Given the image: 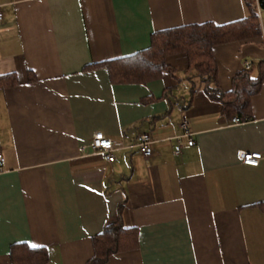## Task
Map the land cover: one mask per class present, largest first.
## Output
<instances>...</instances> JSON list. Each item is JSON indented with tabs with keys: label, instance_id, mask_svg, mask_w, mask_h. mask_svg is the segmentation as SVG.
<instances>
[{
	"label": "crops",
	"instance_id": "obj_1",
	"mask_svg": "<svg viewBox=\"0 0 264 264\" xmlns=\"http://www.w3.org/2000/svg\"><path fill=\"white\" fill-rule=\"evenodd\" d=\"M259 37L212 50L223 91L264 60ZM0 264L10 247L44 248L46 264H86L91 239L121 219L138 248L105 264H264V84L248 121L230 124L201 90L190 95L184 54L172 74L110 80L108 62L147 50L154 33L234 24L245 0H0ZM185 74L184 77L177 76ZM185 115L193 141L179 155ZM101 132L116 145L108 164L90 149ZM148 134L152 154L125 149ZM239 152L261 153L244 165Z\"/></svg>",
	"mask_w": 264,
	"mask_h": 264
},
{
	"label": "trees",
	"instance_id": "obj_2",
	"mask_svg": "<svg viewBox=\"0 0 264 264\" xmlns=\"http://www.w3.org/2000/svg\"><path fill=\"white\" fill-rule=\"evenodd\" d=\"M247 15L240 22L215 26L212 23L189 25L176 29L154 33L147 50L133 56L103 64L107 68L110 80L119 83H139L157 79L163 73L172 74L166 65V58L184 54L187 58L186 80L190 95L197 90L220 105L221 114L227 119L236 117L241 122L252 118L250 100L257 95L264 84V60L253 70H242L231 80V89L223 91L217 82V66L212 50L215 46L246 41L261 35L260 24L252 0H245ZM264 8V0L259 1ZM10 76H0V89L14 85ZM93 256L86 264H105L116 254L133 251L138 248V231L125 228L121 219L107 224L100 234L91 239ZM11 264H46L48 254L44 248H30L23 244L10 247Z\"/></svg>",
	"mask_w": 264,
	"mask_h": 264
},
{
	"label": "built area",
	"instance_id": "obj_3",
	"mask_svg": "<svg viewBox=\"0 0 264 264\" xmlns=\"http://www.w3.org/2000/svg\"><path fill=\"white\" fill-rule=\"evenodd\" d=\"M2 19V14L0 13V21ZM252 67L251 62L245 61L243 63V70L248 71ZM242 123L239 119L236 117L232 118L230 120V124L236 125ZM180 130L182 132L181 137H178L176 140V145L174 146L173 153L174 155H179L180 151L183 147L182 138L187 139V146H192L193 141L191 140L190 136L191 134L188 131V120L185 115L182 116L181 122H180ZM151 144L152 141L148 134L142 133L139 134L134 143L126 147L125 149H133L136 148L139 150L140 154L144 158H148L152 154L151 150ZM90 149L93 153L99 154L103 157L105 162L108 164H112L114 162V152L117 150V145L108 137L103 135L101 132L93 134V136L90 138L87 145H84L81 147V150L84 151L85 149ZM238 158L240 161L247 166H257L259 161L262 159L261 153H247V152H239ZM4 166V158L2 154L0 153V169Z\"/></svg>",
	"mask_w": 264,
	"mask_h": 264
},
{
	"label": "rangeland",
	"instance_id": "obj_4",
	"mask_svg": "<svg viewBox=\"0 0 264 264\" xmlns=\"http://www.w3.org/2000/svg\"><path fill=\"white\" fill-rule=\"evenodd\" d=\"M177 76H179V77H184L185 76V74L183 75V74H181V73H178V75Z\"/></svg>",
	"mask_w": 264,
	"mask_h": 264
}]
</instances>
